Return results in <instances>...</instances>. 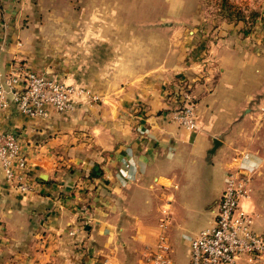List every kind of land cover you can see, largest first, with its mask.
Segmentation results:
<instances>
[{"label":"crops","instance_id":"1","mask_svg":"<svg viewBox=\"0 0 264 264\" xmlns=\"http://www.w3.org/2000/svg\"><path fill=\"white\" fill-rule=\"evenodd\" d=\"M171 3L152 19L159 24H142L139 40L128 24L115 25L110 38H103L101 25L90 44L82 41L95 47L94 59L83 61L94 65L78 74L31 70L20 62L26 52L0 32V72L19 61L37 74L78 82L96 97L77 99L64 112L48 108L45 118L27 117L12 102L3 111L0 130L16 135L33 189L17 191L0 168V264H149L162 208L168 212L163 234L170 258L181 264L183 252L187 264L189 238L212 224L223 171L234 157L225 159L220 135L233 125L239 103L216 104L220 99L214 95L229 85L227 69L241 62L248 39L240 40L236 30L211 36L217 27L202 22L196 0ZM120 30L126 38L118 39ZM17 34L23 30L14 28L9 38ZM111 46L121 49L104 57L102 48ZM103 62H126V71L117 65L108 72ZM136 62L146 65L136 71ZM217 64L214 85L207 88ZM183 85L195 98L196 130L171 119ZM214 138L219 144L212 149ZM252 155L257 165L241 205L254 214L253 230L264 234V162ZM125 171L131 179L123 177ZM233 264H264V259L240 255Z\"/></svg>","mask_w":264,"mask_h":264},{"label":"rangeland","instance_id":"2","mask_svg":"<svg viewBox=\"0 0 264 264\" xmlns=\"http://www.w3.org/2000/svg\"><path fill=\"white\" fill-rule=\"evenodd\" d=\"M230 1L235 3L243 20L237 19L235 10L233 16H227L219 9V0H196L195 3L203 15L202 22L213 28L217 27L216 34L211 33V36L218 37V31L227 35L228 31L236 30L240 40L244 37L248 39L246 54L241 56L238 67L231 64L233 67L227 69L230 77L224 78V81L229 85L221 86L214 95L220 99L214 100L216 104L221 101L229 102L230 99L239 103V109L232 112L233 125L225 128L220 138L224 141L226 160L239 151H247L261 157L264 162V0ZM170 5H173L171 0H0V24H3L0 25V32L5 42L9 44L13 41L16 48L26 52L27 55H23L25 59L20 62L27 63L31 70L53 74L70 71L78 74L81 68L94 65L83 61L91 56V60L94 59L95 47H84L82 41L86 39V43L90 44L95 34H100L101 25L103 38H110L115 25L128 24L129 27L134 26V39L139 40L143 33L142 24L151 21L157 12ZM152 21L153 24L160 23L159 20ZM256 25L257 28L261 25V30L255 28ZM14 28L23 30V34H17L18 37L11 39L9 34ZM118 33V39L127 36L126 31L120 30ZM120 49L117 46L102 48V54L105 57ZM140 49V46L135 47L137 58L142 54L143 49ZM121 54L122 52L119 53ZM155 54L152 48L151 58ZM117 65L119 71H126V62H103L104 69L108 72ZM134 65L137 71L146 64L136 62ZM218 66L220 65L217 64L212 69L213 79L210 78L207 82V88L209 83L214 85ZM203 79L197 75L199 82H204ZM69 84L79 85L74 81ZM186 88L183 85L179 91L186 92L195 104V98ZM239 98L242 100H238ZM175 104L176 109L179 108L182 100L175 101ZM216 113L215 109L211 111V114ZM180 259L181 264H185L183 252Z\"/></svg>","mask_w":264,"mask_h":264},{"label":"built area","instance_id":"3","mask_svg":"<svg viewBox=\"0 0 264 264\" xmlns=\"http://www.w3.org/2000/svg\"><path fill=\"white\" fill-rule=\"evenodd\" d=\"M16 44L19 45V42ZM178 95L182 104L172 112L171 119L180 127L196 130L195 104L186 92ZM80 98L96 100L95 96L80 86L37 74L17 62L0 72V119L10 102L27 117L45 118L48 116V108L56 112L71 110ZM26 165V158L20 154L16 135L10 130H0V168L5 180L20 192L33 189L25 171ZM256 165L252 154L241 151L225 167L224 185L216 202L212 224L190 236L187 264H233L240 255L264 259V234L253 230L254 214L241 205V202L248 200L250 178ZM123 177L131 179L127 171L123 173ZM166 210H161L162 217L157 223L158 231L154 247L149 253V264H174L163 234L168 222ZM95 264L106 262L103 260Z\"/></svg>","mask_w":264,"mask_h":264},{"label":"trees","instance_id":"4","mask_svg":"<svg viewBox=\"0 0 264 264\" xmlns=\"http://www.w3.org/2000/svg\"><path fill=\"white\" fill-rule=\"evenodd\" d=\"M219 9H221L222 11H224L226 13L227 16H233L232 14H235L237 16L238 20H243V18H240V12L238 10V8L236 9V5L234 2L230 1V0H219ZM234 10L236 11L235 13Z\"/></svg>","mask_w":264,"mask_h":264},{"label":"water","instance_id":"5","mask_svg":"<svg viewBox=\"0 0 264 264\" xmlns=\"http://www.w3.org/2000/svg\"><path fill=\"white\" fill-rule=\"evenodd\" d=\"M212 144H213V148L212 149H214L219 144V141L216 138H214L212 140Z\"/></svg>","mask_w":264,"mask_h":264}]
</instances>
